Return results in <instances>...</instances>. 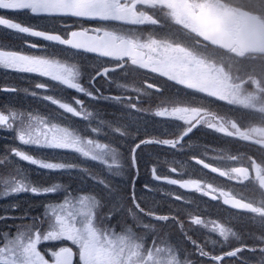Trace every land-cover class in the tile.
Returning a JSON list of instances; mask_svg holds the SVG:
<instances>
[{
    "label": "snow or ice",
    "instance_id": "snow-or-ice-1",
    "mask_svg": "<svg viewBox=\"0 0 264 264\" xmlns=\"http://www.w3.org/2000/svg\"><path fill=\"white\" fill-rule=\"evenodd\" d=\"M0 12V28L36 41L0 40V69L28 85L0 87L17 98L0 102V131L35 152L4 144L0 199L41 201L2 208L0 264H264V0H0ZM201 131L226 143L201 145ZM233 141L261 162L214 166L240 159ZM192 163L258 196L183 178ZM164 186L236 215L205 219L210 207Z\"/></svg>",
    "mask_w": 264,
    "mask_h": 264
},
{
    "label": "flooded vegetation",
    "instance_id": "flooded-vegetation-1",
    "mask_svg": "<svg viewBox=\"0 0 264 264\" xmlns=\"http://www.w3.org/2000/svg\"><path fill=\"white\" fill-rule=\"evenodd\" d=\"M149 31H153V29L151 28H144V33L145 35L149 32ZM154 80H156L158 83H163V78H156L154 77L152 74H148L147 77V82L151 83ZM170 88L171 91H174L175 89H171L170 84L166 85ZM197 143L201 144V145H206L210 148H217L219 146H222L223 144L226 143L225 140L221 139L220 137H218L217 135L211 134L207 131H201L197 134ZM251 148L252 151L257 153V157L256 155L251 156L250 158L252 160H255L257 163L261 162V156H260V151H259V146L253 144V143H249V142H242V141H233L230 142V151L234 152L231 153L229 152L230 155L233 156H237L239 158H244L245 161L247 160V154L246 151L249 150ZM210 156L214 155V152H210L209 153ZM253 157V158H252ZM247 162L245 163L244 161H235L234 164L230 162V160H225L223 163H219L218 166H220L221 168H229V167H248V165H246ZM189 165H194L197 169V165H195L194 163L189 164ZM203 176L205 181L208 182H212L215 186L218 187H223L227 190H230L233 188H239L241 190H245L246 189V183H244V185H240L239 183L236 182H227L225 179H221L218 177H215L214 174L210 173L209 171L205 170L202 171ZM191 179H201L200 176L198 175V173L196 175H194ZM234 195H236V197H240L244 196V193H235L233 192ZM195 197V199L197 200V202H202V200L204 201V204L207 205H216V202H212L210 200H207L206 198L200 197L199 194H194L193 195ZM203 198V199H202Z\"/></svg>",
    "mask_w": 264,
    "mask_h": 264
},
{
    "label": "rangeland",
    "instance_id": "rangeland-1",
    "mask_svg": "<svg viewBox=\"0 0 264 264\" xmlns=\"http://www.w3.org/2000/svg\"><path fill=\"white\" fill-rule=\"evenodd\" d=\"M22 18H24V20H27L26 17H22ZM145 28H146V27H145ZM143 30H144V29H143ZM14 38L17 39V41L14 42V43H15V44L13 45L14 47L22 46V45H23L24 43H26V42H34V41H25V40H22V39H20V38H18V37H16V36H14ZM5 42H7V41H5ZM86 59H88L90 63L94 62V61L92 60L91 57H86ZM13 78L23 79V78L19 77L18 75L14 74V73L5 72L4 70L0 69V79H6L4 82H2L3 84L7 85V84H10V83H14L13 81H11ZM5 85H4V86H5ZM27 86H28V85L21 86V87H27ZM63 95H64L65 97H67V96H75L76 94H75L74 92H72V91H65V92L63 93ZM16 99H17V98H13V97H10V96H6V95L3 93V94H1L0 102H5V101H15ZM20 102H21V103H24V104H26V105H27V104H31V105H33L34 107H38L41 111H44L43 107H44L45 105H41V106H39V103H38V102H34V101H24L22 98H20ZM50 108H51V106H50ZM21 149L24 150V151H28V152H30V153H32V154H35V152H34L33 149L27 148L26 146H23V145H22ZM1 150H2V148H1ZM250 150H251V148H250L249 150L246 151V154H247V160H246V161H245L244 158H240V159H239L240 161H244L245 163L247 162L246 165H248V166H249V158H250V156L248 157V154H249V151H250ZM2 154H3L2 151H0V155H2ZM233 154H234V153H233ZM256 154H257V153H256ZM252 158H253V157H252ZM230 162L234 164V161H231V160H230ZM19 166L22 167V168L28 169L29 171L33 172V179H34V177H36L35 174H34L35 170H34V169H31V167H30L29 165H27V163H25V162H19ZM85 166L95 168V165H92V164L85 165ZM4 172H5V169L0 168V174H3ZM187 179H191V178L189 177V178H187ZM244 183H246L247 186L251 185V184H249V182H247V181L244 182ZM164 189H165L166 191H172L174 194L187 195V196H190V197H192V195H194V194H192V193H186V192H184L183 190H181V189H179V188H177V187H173V186H164ZM238 190H239V191H238ZM231 191L233 192L232 189H231ZM234 192H236V193H240V192H241V193H244V194H246L248 197H250L251 194L253 193V192H251V191L248 190V189H246V192L243 191V190L240 191V189H237V190L234 191ZM257 196H258V195H257ZM19 198H21L20 201L22 202L23 205H25L24 203L28 204V205H26L27 207H28L30 204L33 203V200H34L35 203L38 202V198L33 197L32 195H28V194H22V195L19 196ZM0 200H7V199H0ZM25 200H26V202H25ZM211 209H212V214L206 216L205 219H209V220H220V222H224L223 219H226L230 214H231V215H236V214H232V213H230V212H227V213H226V212H223L222 210H219V209H216V208H211ZM15 214H16V213H15ZM240 226L243 227V225H240ZM210 227H211V226H210ZM41 247L43 248V247H45V245H42ZM47 247H49V248H55V247H57V245L54 244V243H52V244H48Z\"/></svg>",
    "mask_w": 264,
    "mask_h": 264
},
{
    "label": "trees",
    "instance_id": "trees-1",
    "mask_svg": "<svg viewBox=\"0 0 264 264\" xmlns=\"http://www.w3.org/2000/svg\"><path fill=\"white\" fill-rule=\"evenodd\" d=\"M0 14H4V13H2V12H0ZM18 19H23L24 20V18H22V17H18ZM6 32V31H5ZM1 33H4V30L2 29V28H0V35H1ZM9 35H10V33H9ZM12 35V34H11ZM3 41H7V43H9V44H11V45H14L15 43L14 42H16L17 41V39L16 38H14L13 36H9V37H7L6 39H4ZM34 42H36V41H34ZM40 43H42V42H40ZM11 81H13L14 83H16V84H18V85H20V86H25V85H27L26 83H23L22 81H23V79H19V78H13ZM39 106H41L40 104H39ZM44 108L45 109H48V110H50L51 108H50V106H44ZM1 143H2V145L4 146V144L5 143H8V144H14L15 146H17V147H22V145H20L19 144V142H17V141H13L12 139L11 140H6V139H3V137H2V139H1ZM0 148H3V147H0ZM1 150V149H0ZM231 153H234V152H232V151H230ZM253 155H256V157H257V154H256V152H254V151H252V150H250L249 151V154H248V156H253ZM216 177V176H215ZM34 179H36L35 177H34ZM221 179V178H220ZM137 187H140V185H137ZM237 189H239V188H237ZM236 188L235 189H233L232 188V190H234V191H236L237 190ZM246 189H248V190H250L251 192H255L256 193V195H258V189L254 186V185H249V186H247L246 185ZM246 189L244 190L245 192H246ZM239 191V190H238ZM240 191H242L241 189H240ZM244 197H247V195L246 194H244ZM11 200H0V214H2V208L4 207V206H6V205H8V204H10V203H14V202H19L20 204H21V206H22V208H24V207H27L26 205H28V204H26V203H24L25 205H23L22 204V202L20 201V199L21 198H19V197H16V198H10ZM203 199V198H202ZM25 202H26V200H25ZM41 201L38 199V202H34V200H33V203L32 204H39ZM32 204H30V205H32ZM222 207H224V206H222ZM219 210L221 209V207L220 208H218ZM234 213V212H233ZM16 214H19V213H16ZM225 219H223V221H224Z\"/></svg>",
    "mask_w": 264,
    "mask_h": 264
},
{
    "label": "bare ground",
    "instance_id": "bare-ground-1",
    "mask_svg": "<svg viewBox=\"0 0 264 264\" xmlns=\"http://www.w3.org/2000/svg\"><path fill=\"white\" fill-rule=\"evenodd\" d=\"M9 36H13L14 37V35H9V33L8 32H5V30H4V33H1V35H0V40H4V39H6L7 37H9ZM6 79H0V87H3L5 84H3L2 82H4ZM1 94H3V92H0V98H1ZM43 109L45 110V108L43 107ZM2 137L4 138V137H6L7 139L6 140H11L12 138V133H10V132H3V131H0V147H3V145H2V143H1V139H2ZM21 148V147H20ZM1 149V148H0ZM214 155H216V153H214ZM218 164L219 163H216L214 166H218ZM218 167H220V166H218ZM202 171H205V170H203L200 166H198L197 165V169H196V167L194 166V165H188V168H187V174L183 177V178H185V179H187V178H192L194 175H196L197 173H198V175L200 176V178L201 179H204V176H203V173H202ZM36 179L38 178V177H35ZM173 178H180V177H173ZM139 185V184H138ZM138 189H139V187H137ZM192 199H194V200H196L195 199V197L192 195V197H191ZM8 200H11L10 198L8 199ZM197 201V200H196ZM204 201L202 200V202H200V204L202 205V206H205V207H210V208H216V209H218V208H220L221 207V209L220 210H222L223 212H229V210L226 208V207H222V205L221 204H216V205H207V204H204L203 203ZM213 202V201H212ZM199 203V202H198ZM232 214H236V213H232Z\"/></svg>",
    "mask_w": 264,
    "mask_h": 264
},
{
    "label": "water",
    "instance_id": "water-1",
    "mask_svg": "<svg viewBox=\"0 0 264 264\" xmlns=\"http://www.w3.org/2000/svg\"><path fill=\"white\" fill-rule=\"evenodd\" d=\"M208 171V170H207ZM215 175H217V174H215ZM218 176V175H217ZM238 198V197H237Z\"/></svg>",
    "mask_w": 264,
    "mask_h": 264
}]
</instances>
